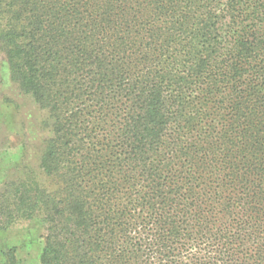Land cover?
I'll use <instances>...</instances> for the list:
<instances>
[{
	"label": "trees",
	"instance_id": "trees-1",
	"mask_svg": "<svg viewBox=\"0 0 264 264\" xmlns=\"http://www.w3.org/2000/svg\"><path fill=\"white\" fill-rule=\"evenodd\" d=\"M1 55L50 136L0 230L41 264H264V0H0Z\"/></svg>",
	"mask_w": 264,
	"mask_h": 264
},
{
	"label": "rangeland",
	"instance_id": "rangeland-1",
	"mask_svg": "<svg viewBox=\"0 0 264 264\" xmlns=\"http://www.w3.org/2000/svg\"><path fill=\"white\" fill-rule=\"evenodd\" d=\"M46 113L34 101L22 96L11 82L4 55L0 57V188L22 179L25 168L38 169L44 140L50 136L42 129ZM43 137V138H42ZM44 231L37 220L22 221L0 230L2 254L15 248L22 264H41Z\"/></svg>",
	"mask_w": 264,
	"mask_h": 264
}]
</instances>
